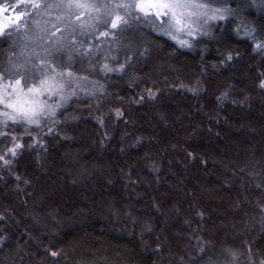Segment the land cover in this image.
I'll return each instance as SVG.
<instances>
[{"label":"trees","instance_id":"16d2710c","mask_svg":"<svg viewBox=\"0 0 264 264\" xmlns=\"http://www.w3.org/2000/svg\"><path fill=\"white\" fill-rule=\"evenodd\" d=\"M7 1L19 27L38 12ZM203 5L235 15L214 40L182 47L140 17L105 26L70 60L76 90L37 123L1 104L0 264H264V0ZM12 26L9 85L23 51L39 54Z\"/></svg>","mask_w":264,"mask_h":264},{"label":"rangeland","instance_id":"374dc122","mask_svg":"<svg viewBox=\"0 0 264 264\" xmlns=\"http://www.w3.org/2000/svg\"><path fill=\"white\" fill-rule=\"evenodd\" d=\"M46 2L48 4H55L58 3L59 0H46ZM67 2L68 0H64V3ZM89 2L107 4L108 8L68 9L66 7H53L38 9V12L33 14L31 18L26 19L24 25H21L19 28L16 27L17 29H14L15 32L10 29V33H12L13 36L19 33V31L22 32L23 30H27L28 36L33 38L30 39L31 46L34 42L36 44L35 50L39 54L28 55L24 50L20 58V61H23L22 64L20 63V66L15 65L24 72L21 85H24L23 82L26 85L28 84V87H24L23 92H20L18 89L14 91L12 87L6 89L5 85L9 84L5 81L0 82V107L2 104V110L7 111L8 114L6 116L5 111H1L2 119L8 118L10 115L12 116V113L9 112L10 107H5L6 104L10 103L12 95L21 98L19 106L26 108V110H39L40 113H44L45 110L48 109V104L55 105L56 100L60 105L64 98H66L64 96L68 89L70 92L76 90L77 76L74 72L69 70L71 64L70 60H72L74 56L84 52L86 42H89L92 38L91 32L93 33L95 31L97 34V31H102L105 26L111 27L110 23H105V21H111L117 14L124 17L132 26L141 23L138 17L142 19L146 18V23H152L158 30L153 29L154 33H164L163 35L172 38L175 43L182 47L193 44L194 41L214 40V24L221 19L235 16L228 9H213L204 5L202 6V0L200 3L193 0H180L181 3H186L187 6L175 9L176 18L181 21L180 24H176L171 13L167 16H156L155 14L144 16L139 10L115 7L117 3H131L132 0H89ZM8 3H12V1L0 0V34L2 33L1 29L3 25H13L11 27L13 28L18 21L24 20L26 16L23 14L21 19L17 21V15L22 12H15L13 10L14 13H12L8 8L10 5ZM17 3L21 4L23 2L22 0H18ZM23 4L27 9L32 8L30 4ZM195 5L201 6L196 7ZM13 8L15 7L13 6ZM4 9L8 10L4 11ZM109 9L112 10L111 15L108 14ZM6 17L10 19H6ZM76 20L78 26L85 23V27L82 28V35L84 36L79 43L76 41V34L74 36L76 32L74 29L76 28L75 24H77ZM23 26L25 27L23 28ZM132 26L131 29L133 28ZM98 27L100 28L97 29ZM22 36L23 34L21 33V37ZM261 45H264V38ZM259 52L262 53L258 55H264V47H260ZM15 66L11 65L10 68L15 69ZM52 68L56 69L55 73L51 71ZM56 73H60V75ZM69 73H71V75H69ZM51 76L56 77L55 81L51 82L53 86H41L40 82ZM28 88H33L35 90L33 92H28ZM25 93H27V95H25ZM37 107H39V109ZM58 108L59 107H57L56 110ZM19 116L20 118L22 117L21 115ZM0 133L7 132L0 128ZM1 136L2 135H0V137ZM262 214L264 215V210H262ZM249 263L256 264L252 258Z\"/></svg>","mask_w":264,"mask_h":264},{"label":"snow or ice","instance_id":"6c2138e0","mask_svg":"<svg viewBox=\"0 0 264 264\" xmlns=\"http://www.w3.org/2000/svg\"><path fill=\"white\" fill-rule=\"evenodd\" d=\"M23 3H27L30 4L32 8L35 9H48V8H60V7H66L68 9H72V8H76V9H89V8H97V7H104V8H108L107 4H96V3H91L89 2V0H68L67 3H64V0H59L58 3L55 4H48L46 2V0H22ZM187 4L186 3H181L180 0H132L131 3H117L115 5V7L117 8H130L133 10H139L144 16H148V15H152L155 14L156 16H160V15H169V13H171L173 19H175V23L176 24H180V19L176 18V11L175 9L180 8V7H186ZM196 7H200L201 5H195ZM8 9H4V11H7ZM108 14L111 15L112 14V10L109 9L108 10ZM23 15V13L17 15L16 20H20L21 16ZM6 19H10L7 18ZM105 23H110L111 27L113 29H116L120 26V24L122 23H127V20L124 19V17L120 16V15H115V17L111 20V21H105ZM20 25L16 24V27L18 28ZM4 29L8 28V24L3 25ZM108 33H104V35H107ZM260 47H264V45L261 44H257V48ZM229 59H231V57L229 56ZM51 71L53 73L56 72L55 68H52ZM57 75H60V73H56ZM69 75H71V73H69ZM55 76H51L48 79L42 80L40 82L41 86H45L47 85V87H52V81H55ZM0 79H2V77H0ZM27 85H21V80L17 79L13 82V84L11 85H5V88L7 89L8 87H12L14 91H16L17 89L20 92H23L24 87H26ZM260 87L264 88V82L261 83ZM35 89L33 88H28V92H33ZM25 95H27V93H25ZM5 107H10L13 108L14 111H18L20 113V115L22 117H24L27 122L29 124L32 123H37V121H35L34 119L31 118L32 115H35V112L31 109H24L23 107L17 108L14 104H6ZM31 113V115H30ZM5 115L7 116L8 114L5 113ZM9 119H12L13 122H16V118L9 116ZM0 135H6V133H0ZM15 138L13 137V140ZM20 145L19 144H15L14 147H11L9 149H7V151L9 153H11L13 156L16 155V149L19 148ZM4 157L0 156V160H3ZM5 163H8V161H5ZM53 255H55V253H53Z\"/></svg>","mask_w":264,"mask_h":264}]
</instances>
